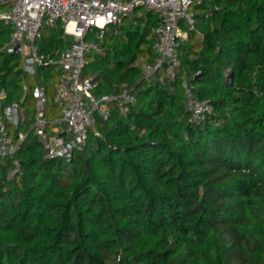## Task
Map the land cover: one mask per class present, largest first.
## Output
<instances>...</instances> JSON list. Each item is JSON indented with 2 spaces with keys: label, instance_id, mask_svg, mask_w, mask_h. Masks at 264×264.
Segmentation results:
<instances>
[{
  "label": "trees",
  "instance_id": "1",
  "mask_svg": "<svg viewBox=\"0 0 264 264\" xmlns=\"http://www.w3.org/2000/svg\"><path fill=\"white\" fill-rule=\"evenodd\" d=\"M192 10L199 35L181 24L174 82L145 88L135 65L155 59L158 16L126 19L105 31V55L86 72L97 95L133 90L128 115L111 107L70 163L44 160L32 134L17 155L22 176L7 181L1 162L0 264H264V0ZM10 32L0 24V46ZM60 36L44 34L41 51L63 49ZM13 62L1 60L10 100L21 91ZM41 72L49 90L58 71ZM197 73L196 96L213 108L199 126L180 87Z\"/></svg>",
  "mask_w": 264,
  "mask_h": 264
},
{
  "label": "built area",
  "instance_id": "2",
  "mask_svg": "<svg viewBox=\"0 0 264 264\" xmlns=\"http://www.w3.org/2000/svg\"><path fill=\"white\" fill-rule=\"evenodd\" d=\"M210 0H0V24L11 32L9 40L0 46V85L4 55H14L22 63L19 99H9L0 86V164L9 163L6 180L23 175L17 155L30 134L41 145L44 160L70 163L76 152H82L90 135L100 137L101 122L110 119L111 107L127 116L136 103L133 90L121 86L108 94L97 95L95 75L86 72L90 56H103L105 31L119 27L126 19L141 18V8L155 13L160 24L155 29L153 50L155 59L139 65L145 88L175 81L180 67L178 47L187 39V31L195 29L194 5ZM59 30L63 49L41 51V30ZM68 40L70 41L67 44ZM166 68L163 69V66ZM44 68H56L53 103L55 120L47 114L48 96ZM30 78L32 83L27 84ZM193 77L184 76L180 87L188 122L199 126L212 115L208 100H199Z\"/></svg>",
  "mask_w": 264,
  "mask_h": 264
},
{
  "label": "rangeland",
  "instance_id": "3",
  "mask_svg": "<svg viewBox=\"0 0 264 264\" xmlns=\"http://www.w3.org/2000/svg\"><path fill=\"white\" fill-rule=\"evenodd\" d=\"M139 14L143 15L146 10L141 8L139 11ZM50 33V29H44L41 30V35L44 36V34H48ZM20 63V64H18ZM143 62H138L139 65H141ZM19 65V68L22 66L21 61L20 62H13L11 65ZM52 85L51 88H49L47 96H48V105H47V114L50 120H55V117L57 116L58 112H57V108L55 106V104L53 103V98H54V86L56 84V80L52 81ZM32 83V80L30 78H27V84L30 85Z\"/></svg>",
  "mask_w": 264,
  "mask_h": 264
},
{
  "label": "water",
  "instance_id": "4",
  "mask_svg": "<svg viewBox=\"0 0 264 264\" xmlns=\"http://www.w3.org/2000/svg\"><path fill=\"white\" fill-rule=\"evenodd\" d=\"M165 68H166V65L163 66V69H165ZM200 76H201V74H200V73H197V74L193 77V81H197V80H199Z\"/></svg>",
  "mask_w": 264,
  "mask_h": 264
},
{
  "label": "crops",
  "instance_id": "5",
  "mask_svg": "<svg viewBox=\"0 0 264 264\" xmlns=\"http://www.w3.org/2000/svg\"><path fill=\"white\" fill-rule=\"evenodd\" d=\"M146 61L147 60L140 58L139 60L136 61L135 65H138L139 66L138 62L141 63V62H146Z\"/></svg>",
  "mask_w": 264,
  "mask_h": 264
}]
</instances>
